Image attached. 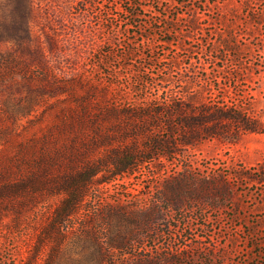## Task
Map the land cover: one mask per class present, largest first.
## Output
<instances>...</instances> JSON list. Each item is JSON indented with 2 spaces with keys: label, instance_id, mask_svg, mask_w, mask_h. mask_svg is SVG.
<instances>
[{
  "label": "rangeland",
  "instance_id": "rangeland-1",
  "mask_svg": "<svg viewBox=\"0 0 264 264\" xmlns=\"http://www.w3.org/2000/svg\"><path fill=\"white\" fill-rule=\"evenodd\" d=\"M192 17L199 22L194 32ZM172 20L178 24L165 35ZM5 52L51 75L45 83L0 82L2 104L40 96L36 112L23 120L35 121L29 135L55 120L62 110L56 101L66 95L59 84L71 78L83 86L101 83L106 99L122 109L158 114L155 134L162 141L173 137L171 122L173 138L181 140L180 120H167L168 109L192 104L196 118L201 104L220 98L264 129V0H0ZM229 127L232 140L177 145L171 158L143 163L132 175L100 177L108 182L92 189L87 205L102 214L93 222L81 212L78 234L89 223L102 238L109 225L98 220L109 207L134 215L155 206L151 228L121 226L135 255L157 249L167 264H264V131L235 136V126ZM175 196L181 202L171 209L165 197ZM59 201L38 208L23 230L0 226V264L29 262L41 225ZM113 258L119 264L121 251Z\"/></svg>",
  "mask_w": 264,
  "mask_h": 264
},
{
  "label": "trees",
  "instance_id": "trees-1",
  "mask_svg": "<svg viewBox=\"0 0 264 264\" xmlns=\"http://www.w3.org/2000/svg\"><path fill=\"white\" fill-rule=\"evenodd\" d=\"M178 21L168 22L172 30L164 28L165 35L174 30ZM188 27L192 32L198 30V19L192 17ZM50 77L44 68L25 64L8 52L0 54L1 83L18 78L28 83H45ZM59 86L66 93L56 101L62 110L39 134L29 135L36 127L33 119L27 123L23 120L36 112L40 96L0 103V226L7 227L9 232L23 230L38 208L47 209L54 198L60 200L41 225L27 264H40L39 257L47 246L49 251L43 264H117L113 260L117 251H121L119 264H167L169 258L162 257L157 249L146 252L140 249L135 255L134 241L127 239L121 227L126 224L129 228H151L155 206L134 215L121 207H109L110 212L98 220L103 226L109 225L101 233L102 238L92 231L89 223L84 226L85 234H78L75 221L81 212L86 221L88 217L93 222L102 214L98 210L94 215L96 210L87 205L92 189L108 182L100 177L106 173L114 178L132 175L143 163L171 158L177 145L189 147L208 139L232 140L235 137L231 125L236 128L235 136L241 132L264 131L259 122L250 120L237 105L229 106L220 98L211 106L201 104L196 118L192 116V104L184 107L177 104L174 109H168L167 120H180L181 140L173 138L175 130L171 122L173 137L162 141L155 134L160 128L158 114H148L140 107L122 109L106 99L107 90H99L95 85L83 86L73 78ZM78 87L83 89L82 94H78ZM163 89L164 93L169 92ZM141 139L145 140L144 146L139 144ZM260 174L264 181V174ZM179 198L165 197V202L172 209L181 202ZM164 217L159 215L160 219ZM7 218L11 221L6 226ZM68 241L71 245L67 246Z\"/></svg>",
  "mask_w": 264,
  "mask_h": 264
}]
</instances>
